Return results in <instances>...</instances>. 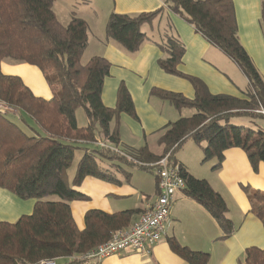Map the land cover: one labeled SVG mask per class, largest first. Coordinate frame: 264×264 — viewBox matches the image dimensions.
<instances>
[{
  "label": "trees",
  "instance_id": "obj_1",
  "mask_svg": "<svg viewBox=\"0 0 264 264\" xmlns=\"http://www.w3.org/2000/svg\"><path fill=\"white\" fill-rule=\"evenodd\" d=\"M54 1L0 0V65L10 60L36 68L52 92L49 100L36 97L19 77L4 75L0 69V100L17 113L18 120L31 132L26 133L0 115V189L21 201H34L30 214L13 223L0 222V264L61 262L87 253L133 224L141 211L108 214L88 210L84 214V228L76 227L70 202L86 197L75 188L87 177L120 183L99 167L100 161L120 162L151 172L152 168L137 163L154 164L167 154L175 162L176 151L190 139L198 146L205 144L202 162L215 160L214 169L221 166L224 152L231 148L244 152L253 172H257L260 163L264 164V129L256 122L264 118L255 112L264 108V82L238 41L232 0L161 1L170 13L187 22L196 34L236 65L248 82L247 91L240 98L211 94L200 79L178 70L185 48L179 39L167 37L158 45L165 57L157 60V66L164 74L187 81L193 97L188 99L181 93L158 88H151L149 94L176 110L188 108L194 113L162 129L158 139L160 154H153L143 146L131 154L125 153L130 160L94 145L100 140L117 148L121 115L137 121L130 93L121 82L115 105L104 106L101 94L110 63L101 56H93L81 64L87 46V23L72 16L62 25L53 11ZM162 11L160 8L135 16L111 13L104 28L105 38L126 53L134 54L146 39L141 25L151 23ZM260 22L264 34V0H260ZM79 108L87 120L83 128L78 127L75 119L74 113ZM234 118H246L251 127L233 124ZM76 150H81L82 156L68 186L65 176ZM114 167L126 180L130 178V173ZM181 177L184 195L213 218L223 232L222 239L231 237L234 226L226 216L222 197L206 180L194 178L182 167ZM49 197L58 200L49 201ZM250 203L252 213L264 228V194L254 192ZM167 243L170 251L187 264H207L209 260L208 253L192 251L174 239H168ZM241 264H264V248L246 249Z\"/></svg>",
  "mask_w": 264,
  "mask_h": 264
},
{
  "label": "crops",
  "instance_id": "obj_2",
  "mask_svg": "<svg viewBox=\"0 0 264 264\" xmlns=\"http://www.w3.org/2000/svg\"><path fill=\"white\" fill-rule=\"evenodd\" d=\"M232 2L238 41L264 82V34L260 22V0ZM160 8L163 11L155 23L157 29L165 21L168 30L164 31L165 39L175 37L185 48L178 70L200 79L213 95L242 97V93L248 89V82L236 65L196 34L187 22L170 13L161 0H112L111 7L105 14L106 21L111 13L135 16ZM154 21L155 19L152 22ZM152 22L141 25L140 31L145 34L146 39L134 54L126 53L115 42L104 37L98 41L101 47L95 56H101L110 63V72L104 81L101 94L104 106L111 108L115 105L117 87L123 82L130 93L137 116V121H134L121 115L120 142L117 149L124 147L134 151L146 146L151 153L158 155L162 151L158 144L161 136L159 133L162 134V129L168 123L182 116L171 111L168 103L151 97L150 89L181 93L188 99L193 97V89L187 81L166 75L158 68L157 60L162 58L163 53L155 41ZM0 69L4 75L19 77L36 97L45 100L52 98L51 90L36 68L24 63L2 62ZM12 114L17 117L15 111ZM153 140H156V147L152 148L150 143ZM204 146V143L198 146L192 140H187L179 149L177 157L174 156V161L194 178L206 180L222 197L227 208L226 216L234 226L231 237L222 239V230L206 210L187 198L183 192H178L170 206L164 235L149 256L122 253L107 257L97 264H187L170 251L168 239H174L192 251L208 253L207 264H241L246 249L264 248L263 225L252 213L249 194L243 190V187H252L259 192L264 191V164L260 163L257 172H253L244 152L231 148L224 152L221 166L214 169L216 161L202 162ZM120 151L124 152L121 149ZM117 180L119 184H112L87 177L75 188L86 197L85 200L74 201L70 206L72 218L79 230L84 228V214L88 210H100L108 214L139 210L142 214L146 205L158 195L155 177L152 189L146 193L137 185L131 184V176L128 180L126 177ZM33 205V200L21 201L0 189V222H15L19 217L30 214ZM137 218L138 216L134 221Z\"/></svg>",
  "mask_w": 264,
  "mask_h": 264
},
{
  "label": "built area",
  "instance_id": "obj_3",
  "mask_svg": "<svg viewBox=\"0 0 264 264\" xmlns=\"http://www.w3.org/2000/svg\"><path fill=\"white\" fill-rule=\"evenodd\" d=\"M12 112L13 109L0 100V115L5 116ZM255 112L264 118V108L259 107ZM94 145L130 160L124 152L100 140L96 141ZM137 164L154 170L158 189L156 198L146 205L145 212L139 215L127 229L114 233L107 242L83 255L64 259V264L76 261L97 264L107 257L122 253H135L144 256L151 254L153 247L164 235V225L168 219L173 198L176 193L184 190L185 183L181 177V166L170 160L169 154L154 164ZM38 264H57V262L56 260H42Z\"/></svg>",
  "mask_w": 264,
  "mask_h": 264
},
{
  "label": "rangeland",
  "instance_id": "obj_4",
  "mask_svg": "<svg viewBox=\"0 0 264 264\" xmlns=\"http://www.w3.org/2000/svg\"><path fill=\"white\" fill-rule=\"evenodd\" d=\"M111 3H112V0H55L53 3V11H54L57 19L59 20V22L62 25H66L72 16L83 19L88 25L87 27H88L89 42L87 43L86 49L84 50V52L81 56V59H80L81 64H86L92 56H95V54H97L96 52H98L100 47H101L100 44L98 43V41L102 40V38L105 37L103 24L106 21V15L105 14L108 11V9L111 7ZM92 12H95V13H92ZM159 17H160V15L157 17V19L155 18L154 22H152L155 41L158 44L162 43V41L165 39V37H164L165 32L164 31L165 30L168 31L167 27L165 26V21H163V23L157 29V26L155 23ZM146 25H149V24L147 23ZM162 57L164 58L165 55L162 54ZM64 60H65V57H64ZM3 62L12 63V61H10V60H5ZM65 62H66V60H65ZM168 107H170L171 111H175L177 115L179 114L182 117H189L194 113L193 110L188 109V108H182L180 110H175L171 106H168ZM166 112H167V110H166ZM175 112H173V113H175ZM74 114H75V119H76L78 127H80V128L85 127L87 125V120H86V117L84 115L83 110L81 108H79L75 111ZM5 117L9 121L17 124L20 128L24 129L26 131V133L31 134V132L25 127V125L18 120L16 115L9 113V114H6ZM174 121H175V119H174ZM259 121L260 120H257L256 122L258 123V125L262 129H264V121H260V122ZM246 122H248V120L246 118H234L232 120L233 124L243 125V126H245L247 124L248 126L251 127V125L249 123H246ZM244 123H246V124H244ZM160 135H161V133H159V136ZM156 137H158V134ZM188 143H190V142H188ZM150 144H151L152 148L156 147V140L155 141L153 140V142ZM120 149L124 150V152L127 154L128 153L131 154V152H132L130 150L125 149L124 147H120L119 150ZM179 149L175 153L176 157H177V153H178ZM81 153H82L81 150L75 151L73 163H72L71 167L66 172L65 179H66V183L68 184V186H70L71 180L74 177L77 162L79 161V159L82 156ZM207 162H209V161H207ZM113 165L119 166V168L122 169L123 172L130 173L131 177H132L131 184L137 185V187L140 188V190H142L143 193H146L147 190L152 189V183H153V179H154V170H151V172L141 171L135 167H131V166H128L125 164H121L120 162H113V163H111L109 161H100L99 162V167L102 170H106L109 174L113 175L115 178H117L119 180L125 179V176L123 175V173L118 171ZM243 188L248 189L247 193L249 194V197L252 196L253 193L257 191L256 189H254L252 187H243ZM260 193L264 194V191L260 192ZM47 200L57 201L58 199L56 197H49ZM73 203H74V201L70 202V206ZM56 262H57V264H63V261H61V262L56 261Z\"/></svg>",
  "mask_w": 264,
  "mask_h": 264
}]
</instances>
